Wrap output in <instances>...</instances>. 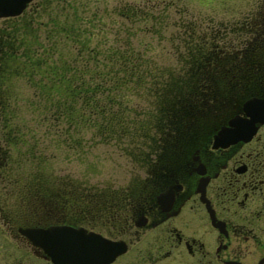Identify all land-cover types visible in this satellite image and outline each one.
<instances>
[{"label": "flooded vegetation", "instance_id": "af4514ba", "mask_svg": "<svg viewBox=\"0 0 264 264\" xmlns=\"http://www.w3.org/2000/svg\"><path fill=\"white\" fill-rule=\"evenodd\" d=\"M37 7L30 0L0 17V264H56L38 244L54 227L103 245L107 255L92 256L95 264H264V31L234 64L249 72L218 97H204L190 126L170 127L146 145L142 174L117 190L61 179L50 189L47 175L29 169L31 136L24 143L13 122L6 83L18 57L32 82L25 52ZM251 19L264 28V15Z\"/></svg>", "mask_w": 264, "mask_h": 264}, {"label": "rangeland", "instance_id": "374dc122", "mask_svg": "<svg viewBox=\"0 0 264 264\" xmlns=\"http://www.w3.org/2000/svg\"><path fill=\"white\" fill-rule=\"evenodd\" d=\"M33 2H38V7L34 14L32 44L29 43L25 55L30 63L35 61V57L40 61L35 68L41 70L39 72L49 66L61 67L62 63L65 65L71 60L74 63L70 66L78 70L82 63L81 55L86 57V53L96 51L108 56L107 52L116 49L120 52L132 51L133 58L147 64L148 72L155 70L161 76H172V85L177 83L174 77L183 74L187 50L190 44L197 42V35L204 42L212 33L216 36H212L215 46L238 50L241 47L237 42L239 39L230 32H223L224 26L227 30L236 25V20L244 17L251 19L256 12L264 14V0ZM217 27L219 31L212 32ZM58 28L75 30L58 31ZM241 36L248 38L249 34ZM21 38L24 44L26 36ZM13 61L18 68L14 77V62L10 65L12 76L6 82L8 91L13 95L9 109L15 113L13 122L19 126L24 143L26 138H32L27 141L33 146L34 168L29 166L32 174L47 175L50 189L54 186L52 180L61 179L114 190L127 185L133 176L142 174L138 169L139 159L145 152L143 149L147 150L146 145H151L154 138L155 132L149 125L154 124L156 118L153 115L158 103L147 93L149 86L146 79L133 89L130 84L122 87L119 103L125 110L122 114L127 126L119 132L117 139H102L94 128L87 125L67 128L56 121H41L45 113L42 105L36 104V79L32 77V82L31 78L28 81L25 79V58L19 60L18 57ZM85 61L84 66L97 69L95 61L88 58ZM26 168L28 166L18 170L25 172Z\"/></svg>", "mask_w": 264, "mask_h": 264}, {"label": "trees", "instance_id": "16d2710c", "mask_svg": "<svg viewBox=\"0 0 264 264\" xmlns=\"http://www.w3.org/2000/svg\"><path fill=\"white\" fill-rule=\"evenodd\" d=\"M260 15H262L261 12H256L252 17ZM234 24L236 25L230 26L227 30L224 26L222 30L230 32L234 38L237 37L241 47H236L238 50H235L215 46L212 43L213 37H216L214 34L211 33L204 42L200 41V35H197V42L190 44L187 50L183 74L174 77L177 82L174 85L170 83L172 76H161L155 70L148 72L147 64L133 58L132 51L120 52L113 49L106 53L108 56L96 51L86 53V57L83 54L78 70L70 66L74 63L71 60L66 61L65 65L62 63L61 67L49 66L39 72L41 70L35 68H38L40 61L35 57V61L32 62V77L36 79L34 93L35 98L38 99L36 104L42 105L41 108L45 113L41 121H56L67 128L87 125L94 128L102 139L110 137L117 139L119 132L127 126L122 114L125 110L119 103L122 87L130 84L133 85V89L146 79L149 86L147 93L158 101L153 115L156 122L149 125L155 132L151 142H159V138L162 139L165 133L170 132L168 131L170 127L180 130L190 126L191 120L193 121V118L198 115L196 110L203 108L197 104H202L204 97L211 95L218 97L222 94V89L232 88L233 82L240 80L239 75L249 72L245 67L234 66V64L243 61L242 57L246 56L247 49L258 46L256 43L263 38L257 33H260V30L264 31V28L250 17L236 20ZM56 30L72 32L75 29L58 28ZM218 31V27L212 30V32ZM247 33L248 38L241 36ZM84 58L95 61L97 69L91 70L84 66L88 61ZM219 58L225 60H219ZM218 61L228 65L221 70L199 67L205 63L213 64ZM105 64L107 66H104ZM191 65L195 67L190 69ZM225 94L228 96L229 92L226 91Z\"/></svg>", "mask_w": 264, "mask_h": 264}, {"label": "water", "instance_id": "95a60500", "mask_svg": "<svg viewBox=\"0 0 264 264\" xmlns=\"http://www.w3.org/2000/svg\"><path fill=\"white\" fill-rule=\"evenodd\" d=\"M29 1L0 0V17L19 14ZM89 239L76 231L54 227L46 231V238L38 244L56 264H95L92 256L97 254L100 260L107 253L101 244L90 246Z\"/></svg>", "mask_w": 264, "mask_h": 264}]
</instances>
